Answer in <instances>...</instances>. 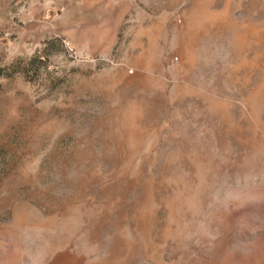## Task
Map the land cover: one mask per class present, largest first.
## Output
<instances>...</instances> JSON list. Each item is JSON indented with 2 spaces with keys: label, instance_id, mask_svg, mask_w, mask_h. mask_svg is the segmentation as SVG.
I'll return each mask as SVG.
<instances>
[{
  "label": "rangeland",
  "instance_id": "rangeland-1",
  "mask_svg": "<svg viewBox=\"0 0 264 264\" xmlns=\"http://www.w3.org/2000/svg\"><path fill=\"white\" fill-rule=\"evenodd\" d=\"M0 264H264V0H0Z\"/></svg>",
  "mask_w": 264,
  "mask_h": 264
}]
</instances>
